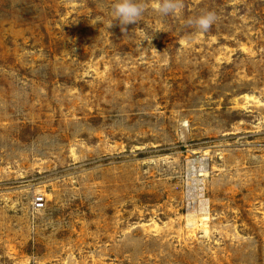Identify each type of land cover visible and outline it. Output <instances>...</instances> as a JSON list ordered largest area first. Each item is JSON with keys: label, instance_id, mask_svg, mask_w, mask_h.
<instances>
[{"label": "rangeland", "instance_id": "1", "mask_svg": "<svg viewBox=\"0 0 264 264\" xmlns=\"http://www.w3.org/2000/svg\"><path fill=\"white\" fill-rule=\"evenodd\" d=\"M138 2L0 0V264H264V0Z\"/></svg>", "mask_w": 264, "mask_h": 264}, {"label": "clouds", "instance_id": "2", "mask_svg": "<svg viewBox=\"0 0 264 264\" xmlns=\"http://www.w3.org/2000/svg\"><path fill=\"white\" fill-rule=\"evenodd\" d=\"M180 8H182L181 0H162L158 11L163 15H168L176 13ZM143 12L144 6L138 0H117V3L113 7L115 21H119L121 25L137 22ZM216 19V13L209 11L201 14L190 23L198 30L207 32L216 22Z\"/></svg>", "mask_w": 264, "mask_h": 264}, {"label": "bare ground", "instance_id": "3", "mask_svg": "<svg viewBox=\"0 0 264 264\" xmlns=\"http://www.w3.org/2000/svg\"><path fill=\"white\" fill-rule=\"evenodd\" d=\"M185 123V122H184ZM182 124V129L185 128L186 126H188V124ZM204 174H199V176H203ZM203 217H207V216H203ZM188 222H189V226H191L192 228H197L200 226V219L197 218L195 215H188ZM188 227V226H187Z\"/></svg>", "mask_w": 264, "mask_h": 264}, {"label": "built area", "instance_id": "4", "mask_svg": "<svg viewBox=\"0 0 264 264\" xmlns=\"http://www.w3.org/2000/svg\"><path fill=\"white\" fill-rule=\"evenodd\" d=\"M44 198L43 197H40L37 199L36 201V207L39 209V208H43L44 207Z\"/></svg>", "mask_w": 264, "mask_h": 264}]
</instances>
